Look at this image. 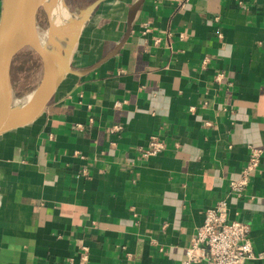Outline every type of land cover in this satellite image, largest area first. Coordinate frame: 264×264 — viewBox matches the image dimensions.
<instances>
[{
  "label": "crops",
  "instance_id": "1",
  "mask_svg": "<svg viewBox=\"0 0 264 264\" xmlns=\"http://www.w3.org/2000/svg\"><path fill=\"white\" fill-rule=\"evenodd\" d=\"M68 1L73 73L0 137V264H182L221 202L264 256V0Z\"/></svg>",
  "mask_w": 264,
  "mask_h": 264
},
{
  "label": "water",
  "instance_id": "2",
  "mask_svg": "<svg viewBox=\"0 0 264 264\" xmlns=\"http://www.w3.org/2000/svg\"><path fill=\"white\" fill-rule=\"evenodd\" d=\"M107 0H97L90 6L94 11ZM144 0L138 1L130 11V19ZM38 0H2L0 19V137L4 134L33 124L47 108L59 84V79L73 73L71 65L78 50L81 30L76 21H71V46L61 65H57L40 40L37 15L40 8ZM129 21L131 22L132 20ZM27 37L30 43L23 44ZM25 47H31L41 58L46 83L42 99L30 107L14 108V95L11 69L16 55Z\"/></svg>",
  "mask_w": 264,
  "mask_h": 264
},
{
  "label": "built area",
  "instance_id": "3",
  "mask_svg": "<svg viewBox=\"0 0 264 264\" xmlns=\"http://www.w3.org/2000/svg\"><path fill=\"white\" fill-rule=\"evenodd\" d=\"M163 150V143L155 136L144 157L159 155ZM260 153L253 152L248 171L258 166ZM246 184L247 179L244 177L232 183L231 190L240 196ZM261 258L264 256L254 252L249 225L240 221L229 222L228 204L221 202L206 211L204 223L187 249L182 264H252Z\"/></svg>",
  "mask_w": 264,
  "mask_h": 264
},
{
  "label": "rangeland",
  "instance_id": "4",
  "mask_svg": "<svg viewBox=\"0 0 264 264\" xmlns=\"http://www.w3.org/2000/svg\"><path fill=\"white\" fill-rule=\"evenodd\" d=\"M63 3L68 12L69 19L68 25L65 27L61 36L55 38L49 36L53 20H51L49 12L45 6H40L37 15V26L40 40L41 42L43 40L42 45L54 59L57 54L62 52L61 55H63L67 50L72 32L71 21L78 18V12L84 7H78L76 4H72L68 0H63ZM60 26L63 28L64 25L61 24ZM63 44V50L61 51L60 47H62ZM12 77L15 89L14 108L17 109V107H22L21 104L17 105L18 101H23L28 98L30 94L36 93L45 79V70L42 60L31 47L23 48L16 55L13 62Z\"/></svg>",
  "mask_w": 264,
  "mask_h": 264
},
{
  "label": "bare ground",
  "instance_id": "5",
  "mask_svg": "<svg viewBox=\"0 0 264 264\" xmlns=\"http://www.w3.org/2000/svg\"><path fill=\"white\" fill-rule=\"evenodd\" d=\"M38 3L41 6L46 7V9L49 12V16L51 20H53L52 28L50 29L49 36L52 38L61 36L65 30V27L68 25V19H69V15L63 3V0H38ZM61 24L64 25L63 28L60 26ZM28 43H30V41L28 40L27 37H25L23 39V44H28ZM45 92H46V83L43 82L42 86L36 93L30 94V96L23 101L19 100L17 105L21 104L22 107L24 106V108H28L37 100L42 99ZM20 108L17 107V109H20Z\"/></svg>",
  "mask_w": 264,
  "mask_h": 264
},
{
  "label": "trees",
  "instance_id": "6",
  "mask_svg": "<svg viewBox=\"0 0 264 264\" xmlns=\"http://www.w3.org/2000/svg\"><path fill=\"white\" fill-rule=\"evenodd\" d=\"M95 1H96V0H93V2H95ZM93 2H92V3H93Z\"/></svg>",
  "mask_w": 264,
  "mask_h": 264
}]
</instances>
